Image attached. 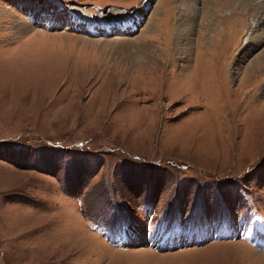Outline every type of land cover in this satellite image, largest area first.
Here are the masks:
<instances>
[{"label": "rangeland", "instance_id": "rangeland-1", "mask_svg": "<svg viewBox=\"0 0 264 264\" xmlns=\"http://www.w3.org/2000/svg\"><path fill=\"white\" fill-rule=\"evenodd\" d=\"M243 1L0 0V264H264Z\"/></svg>", "mask_w": 264, "mask_h": 264}, {"label": "bare ground", "instance_id": "bare-ground-1", "mask_svg": "<svg viewBox=\"0 0 264 264\" xmlns=\"http://www.w3.org/2000/svg\"><path fill=\"white\" fill-rule=\"evenodd\" d=\"M209 2H208V4L209 3H212L211 2V0H208ZM264 0H245V4L243 5V7L245 8V7H247L248 8V10L249 9H251L254 13H261L262 12V8L264 7V2H263ZM241 2H244L243 0H241ZM240 2V3H241ZM242 4V3H241ZM240 4V5H241ZM230 6V5H229ZM186 10V9H185ZM250 10V11H251ZM207 12H208V10H207ZM255 14H253V16H254ZM211 16V15H210ZM212 16H215L214 14H212ZM212 16H211V18H212ZM255 16H260V15H255ZM259 18V17H258ZM125 21V20H124ZM126 23H129V24H127L126 26H121L119 29L120 30H122V31H124V32H129L130 31V29H131V27H133V24L131 25V22H126ZM21 26V23H19V25L17 26V27H20ZM75 27H77V25H74ZM73 26V27H74ZM181 33L182 32H179L178 34L179 35H181ZM260 38H259V42H263L264 41V33L262 32V33H260ZM257 37H258V35H257ZM257 55V54H256ZM260 63H264V47L262 48V50L259 52V54L257 55V56H255L249 63H248V68L249 67H251V66H253V65H258V64H260ZM214 66H215V64H214ZM255 67V66H254ZM251 70V69H250ZM248 71H245V73H244V77H243V80H244V78H245V80H244V82H247L246 80H249V79H247L248 78ZM250 75V74H249ZM256 76V75H255ZM251 77V76H250ZM176 238H177V236H176ZM170 240V239H169ZM171 241V240H170Z\"/></svg>", "mask_w": 264, "mask_h": 264}]
</instances>
